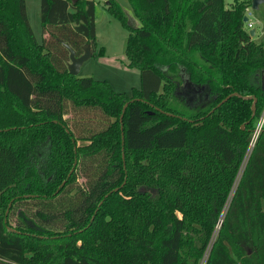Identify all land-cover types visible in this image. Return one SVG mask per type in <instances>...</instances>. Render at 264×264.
<instances>
[{"label":"trees","instance_id":"obj_1","mask_svg":"<svg viewBox=\"0 0 264 264\" xmlns=\"http://www.w3.org/2000/svg\"><path fill=\"white\" fill-rule=\"evenodd\" d=\"M127 1L138 25L108 11L130 93L67 69L63 43L96 44L94 0H40V40L0 0V264H264V127L234 186L264 109L249 2Z\"/></svg>","mask_w":264,"mask_h":264},{"label":"rangeland","instance_id":"obj_2","mask_svg":"<svg viewBox=\"0 0 264 264\" xmlns=\"http://www.w3.org/2000/svg\"><path fill=\"white\" fill-rule=\"evenodd\" d=\"M246 1L249 2V6L245 11V15L256 30L252 39L264 45V3L260 4L258 8L253 9L250 6L251 0ZM25 2L29 23L34 35L40 40L42 37L40 0H25ZM108 2L109 0H95L96 44L91 49V56L81 65L77 76L106 80L115 91L130 93L133 87L140 86L139 71L126 65L124 51L128 30L122 27L119 21L110 14ZM125 2L128 6V2ZM233 2L234 0H224L226 7H231ZM126 14L131 25L135 26L139 24H136L135 19L130 13L126 12ZM246 23L244 27L249 31L251 28H247ZM101 48L103 52L99 54ZM84 120L90 126L89 118ZM99 121V118L96 116L92 120V124L98 126ZM233 192L234 189L230 193V198ZM13 221L15 222V218ZM206 258L207 253L204 255L201 264L205 263Z\"/></svg>","mask_w":264,"mask_h":264},{"label":"water","instance_id":"obj_3","mask_svg":"<svg viewBox=\"0 0 264 264\" xmlns=\"http://www.w3.org/2000/svg\"><path fill=\"white\" fill-rule=\"evenodd\" d=\"M109 3V2H108ZM264 3V0H251V7L253 9L258 8V6L260 4ZM243 21L247 22L248 21V17L245 15L243 17ZM255 28H251L248 33L249 35L252 37L255 35ZM64 47L69 51V61L67 63V69L68 71L73 74V75H77L80 71V67L83 64V62L85 60H87L90 56H91V51L89 48L88 44H84L83 45V53L81 55H76L75 50L68 44V43H63ZM183 76V83H182V89L179 91L180 94H183L187 97V100H192L197 94L201 93L204 90V86H198L195 85L194 83H192L188 76L186 75H182ZM261 85L262 88L264 89V73L262 74V78H261ZM232 95H236L239 96V94L237 92H233L232 94L226 96L224 99H222L218 104L217 107L220 106L224 101H226L230 96ZM245 98H252L253 99V103L251 106L252 109V117L254 115V110H255V102H256V98L254 96H244ZM127 103L124 105L123 107V111L126 107ZM123 112L121 114L120 119L122 118ZM245 124L241 125V128H244ZM118 188H115V190H117Z\"/></svg>","mask_w":264,"mask_h":264},{"label":"built area","instance_id":"obj_4","mask_svg":"<svg viewBox=\"0 0 264 264\" xmlns=\"http://www.w3.org/2000/svg\"><path fill=\"white\" fill-rule=\"evenodd\" d=\"M246 26L247 28H253V24L248 20L247 23H246ZM264 127V109L262 110V112L260 113V116L256 119V122H255V125L252 129V132L250 134V137H249V140H248V144H247V147H246V152L244 154V157H243V160L241 162V165L239 167V170H238V174L236 176V181H235V184L234 186L238 183L239 181V175L241 176L242 172H243V169L247 163V160L252 152V149L256 143V140L258 138V135L259 133L261 132L262 128ZM241 172V173H239ZM238 177V178H237Z\"/></svg>","mask_w":264,"mask_h":264},{"label":"crops","instance_id":"obj_5","mask_svg":"<svg viewBox=\"0 0 264 264\" xmlns=\"http://www.w3.org/2000/svg\"><path fill=\"white\" fill-rule=\"evenodd\" d=\"M94 1H95V0H94ZM117 1L122 5V7L126 10V12L130 13V14L132 15V17L134 18V16H133V12H132V9H131L129 3H128V6H127V4H126V2H125V1H127V0H117ZM127 2H128V1H127ZM134 19H135L136 24H138V23H139V22H137L138 20H137L136 18H134Z\"/></svg>","mask_w":264,"mask_h":264}]
</instances>
